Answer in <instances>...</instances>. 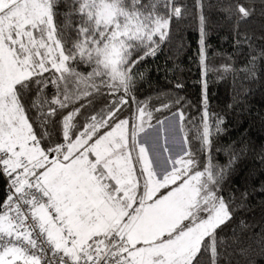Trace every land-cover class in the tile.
I'll return each mask as SVG.
<instances>
[{"label": "snow or ice", "instance_id": "1", "mask_svg": "<svg viewBox=\"0 0 264 264\" xmlns=\"http://www.w3.org/2000/svg\"><path fill=\"white\" fill-rule=\"evenodd\" d=\"M191 8L197 105L174 94L178 78L155 97L139 90L143 62L184 52L187 0H0V264H233L246 241L264 250V223H237L264 186L229 187L248 149L219 162L225 117L209 97L210 76L231 78L230 109L247 110L264 89V25L260 35L241 29L264 20V0ZM213 11L231 24V53H209ZM165 113L178 118L182 145L168 143ZM154 128L158 147L144 139Z\"/></svg>", "mask_w": 264, "mask_h": 264}, {"label": "trees", "instance_id": "2", "mask_svg": "<svg viewBox=\"0 0 264 264\" xmlns=\"http://www.w3.org/2000/svg\"><path fill=\"white\" fill-rule=\"evenodd\" d=\"M192 13L191 19L187 21V26L183 31V41L186 44L184 52L179 59H169L171 53L166 49L155 58H149L140 66L141 70L146 71V81L139 85L141 98L145 96L155 97L162 91L172 88L169 81L175 82L177 78L184 87L178 94L186 97L193 105H197L200 98L201 73L199 70L197 51L199 32L195 19V9L191 8L193 0H187ZM207 14V13H206ZM264 25V20L254 17L247 24L242 25L241 29L255 34H262L260 29ZM231 24L224 20L221 13L213 11L209 20L208 44L210 55L213 51L231 53L232 32ZM178 37H174V40ZM244 51H247L245 48ZM237 65L243 64V59L236 58ZM222 60L218 57L213 63L219 65ZM178 65V68H177ZM209 97L213 111L219 112L225 117L223 128L225 131L218 137L214 147L221 149L220 153L214 155L221 164L227 162L226 152L229 148L239 150L244 147L248 151L239 159L235 165V171L230 177L229 187L233 190L243 191L248 189H259L264 186V89H258L247 98V110L242 106L234 105L232 99L231 78L216 81L214 76L209 77ZM150 85V86H149ZM187 113L195 116L198 113L195 109H187ZM168 116V113L164 114ZM6 184L0 180V200L5 197ZM248 203L252 206L251 212H241L237 217V223L243 218L248 223H264V192H253L250 194ZM230 227H235L233 224ZM259 227L254 231H259ZM228 235L230 229H226ZM252 247L243 255H235L233 264H264V250L256 246L252 241H246Z\"/></svg>", "mask_w": 264, "mask_h": 264}, {"label": "rangeland", "instance_id": "3", "mask_svg": "<svg viewBox=\"0 0 264 264\" xmlns=\"http://www.w3.org/2000/svg\"><path fill=\"white\" fill-rule=\"evenodd\" d=\"M165 119V128L168 130V143L170 145H182L183 140L182 136L178 131L179 128V122L178 118L175 116H172L169 114L166 116ZM144 139H146L150 146L155 145L158 147L160 142V132L158 131V128L150 129L147 133L144 135ZM162 155V153H161ZM176 152L175 149L173 150V157L175 158Z\"/></svg>", "mask_w": 264, "mask_h": 264}, {"label": "built area", "instance_id": "4", "mask_svg": "<svg viewBox=\"0 0 264 264\" xmlns=\"http://www.w3.org/2000/svg\"><path fill=\"white\" fill-rule=\"evenodd\" d=\"M6 191H7V185H6Z\"/></svg>", "mask_w": 264, "mask_h": 264}]
</instances>
